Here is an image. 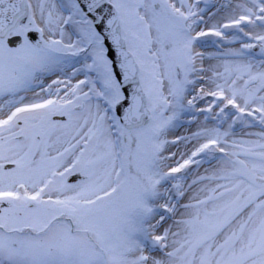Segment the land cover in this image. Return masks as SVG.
Listing matches in <instances>:
<instances>
[{
	"label": "snow or ice",
	"instance_id": "6c2138e0",
	"mask_svg": "<svg viewBox=\"0 0 264 264\" xmlns=\"http://www.w3.org/2000/svg\"><path fill=\"white\" fill-rule=\"evenodd\" d=\"M0 264H264V0H0Z\"/></svg>",
	"mask_w": 264,
	"mask_h": 264
},
{
	"label": "rangeland",
	"instance_id": "374dc122",
	"mask_svg": "<svg viewBox=\"0 0 264 264\" xmlns=\"http://www.w3.org/2000/svg\"><path fill=\"white\" fill-rule=\"evenodd\" d=\"M214 2H216V3H219V2H221V0H214ZM214 47H212V45H211V43L209 44V48H208V50L209 51H214V49H213ZM201 119H202V117H201ZM180 131H183V129H180ZM251 131H259V128H255V129H251ZM207 165H205V167H206ZM203 169H201V171H202Z\"/></svg>",
	"mask_w": 264,
	"mask_h": 264
},
{
	"label": "bare ground",
	"instance_id": "6f19581e",
	"mask_svg": "<svg viewBox=\"0 0 264 264\" xmlns=\"http://www.w3.org/2000/svg\"><path fill=\"white\" fill-rule=\"evenodd\" d=\"M236 46H238V45H236ZM212 47H214V46H212ZM214 49V51H215V48H213Z\"/></svg>",
	"mask_w": 264,
	"mask_h": 264
}]
</instances>
